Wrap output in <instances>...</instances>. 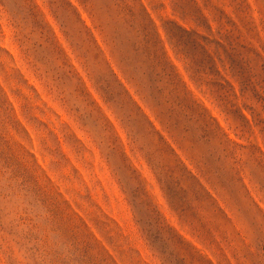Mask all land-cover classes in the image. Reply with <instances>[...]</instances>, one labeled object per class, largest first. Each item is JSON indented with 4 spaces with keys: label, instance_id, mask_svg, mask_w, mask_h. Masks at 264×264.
Returning a JSON list of instances; mask_svg holds the SVG:
<instances>
[{
    "label": "rangeland",
    "instance_id": "1",
    "mask_svg": "<svg viewBox=\"0 0 264 264\" xmlns=\"http://www.w3.org/2000/svg\"><path fill=\"white\" fill-rule=\"evenodd\" d=\"M0 264H264V0H0Z\"/></svg>",
    "mask_w": 264,
    "mask_h": 264
}]
</instances>
